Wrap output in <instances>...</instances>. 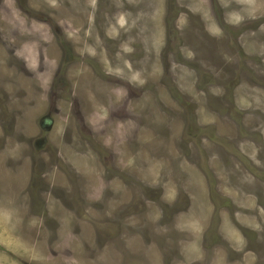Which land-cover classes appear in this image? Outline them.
I'll return each instance as SVG.
<instances>
[{
	"label": "rangeland",
	"instance_id": "374dc122",
	"mask_svg": "<svg viewBox=\"0 0 264 264\" xmlns=\"http://www.w3.org/2000/svg\"><path fill=\"white\" fill-rule=\"evenodd\" d=\"M0 264H264V0H0Z\"/></svg>",
	"mask_w": 264,
	"mask_h": 264
},
{
	"label": "bare ground",
	"instance_id": "6f19581e",
	"mask_svg": "<svg viewBox=\"0 0 264 264\" xmlns=\"http://www.w3.org/2000/svg\"><path fill=\"white\" fill-rule=\"evenodd\" d=\"M196 16V15H195ZM244 26V25H243ZM242 27V26H241ZM256 42V41H255ZM258 43V42H257ZM258 48V47H257ZM241 73V72H240ZM226 75V74H225ZM223 83V82H222ZM224 84V83H223Z\"/></svg>",
	"mask_w": 264,
	"mask_h": 264
}]
</instances>
